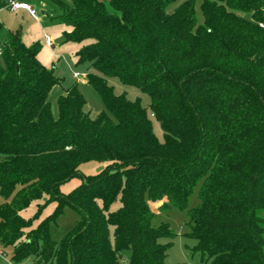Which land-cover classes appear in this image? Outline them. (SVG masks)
I'll return each mask as SVG.
<instances>
[{
    "label": "trees",
    "instance_id": "1",
    "mask_svg": "<svg viewBox=\"0 0 264 264\" xmlns=\"http://www.w3.org/2000/svg\"><path fill=\"white\" fill-rule=\"evenodd\" d=\"M52 0L66 41L80 43L87 83L106 111L91 116L77 84L62 87L20 28L0 39V243L22 264H168L174 234L151 202L188 209L204 264H264V0ZM0 0V7L4 6ZM263 25V26H262ZM2 22L0 21V29ZM107 77L150 97L116 94ZM150 116L161 124L153 132ZM88 161L106 162L82 175ZM81 175L63 194L61 183ZM54 201L36 225L21 211ZM119 201L115 209L113 202ZM68 204L80 218L60 240L49 226Z\"/></svg>",
    "mask_w": 264,
    "mask_h": 264
},
{
    "label": "rangeland",
    "instance_id": "2",
    "mask_svg": "<svg viewBox=\"0 0 264 264\" xmlns=\"http://www.w3.org/2000/svg\"><path fill=\"white\" fill-rule=\"evenodd\" d=\"M22 1V0H20ZM35 6L39 20H34L25 12H14L10 10L6 5L0 7V21L2 27L0 29V39L4 40L9 31H15L20 28L21 38L26 45L38 44L40 50L38 53L39 60L47 67L53 70L54 74L61 79V85H55L49 94V100L51 102L52 112L57 114L56 108V96L58 90L61 87H69L73 84H77L80 91L83 93L86 104L84 110L91 116H95L100 111H106L100 97L93 90L91 86L86 82V74L88 72L89 62L78 61L76 57V51L78 46L76 42L66 41L63 36V31L68 29V26L64 25L60 19V11L52 2V0H23ZM67 4L71 3V0H61ZM181 0L170 4L167 7V11L170 12ZM110 10H112L108 4V0H104ZM195 13L198 21L202 20L200 11V0L195 1ZM50 35L53 41V45L49 46L44 41V36ZM73 71L80 73L79 77L73 76ZM108 84L113 87L116 94H122L130 100L139 99L142 106L149 110L150 97L147 93L143 92L137 87L123 84L116 77H107ZM61 86V87H60ZM153 132L159 140L163 138V131L159 121L150 116ZM106 166V162L102 161H88L79 166V171L82 175L95 174L101 171ZM82 182L81 175H76L69 180L63 182L59 186L61 193L66 194L73 188L78 186ZM196 185L190 195L188 196L186 206L183 209L176 207H158L161 205L162 200L154 202L153 217L151 223L154 226H158L162 223H166L174 233L171 238L162 237L159 239L161 243H167L170 241V246L167 250L166 262L168 264H204L200 260L198 252H194L193 247L196 243L195 239L188 236L187 233L190 230L188 209L195 206L197 200ZM4 201V198L0 194V203ZM44 201L32 202L27 208L23 209L20 213L23 217H32L39 205H42ZM55 202L50 201L41 206L39 216L34 220L33 224L36 225L41 219L49 215L54 207ZM119 205V201H115L111 204L110 209H115ZM260 217L264 220V211H260ZM80 215L77 210L64 204L62 213L50 223L49 234L50 238L58 241L69 230H71ZM264 237V233H263ZM0 249L5 252V258L0 257V264H7V260L11 255V248L5 247L0 243ZM264 252V246H263ZM124 262H128V252L125 254ZM22 264H32L31 259L26 260ZM209 264V263H207Z\"/></svg>",
    "mask_w": 264,
    "mask_h": 264
},
{
    "label": "built area",
    "instance_id": "3",
    "mask_svg": "<svg viewBox=\"0 0 264 264\" xmlns=\"http://www.w3.org/2000/svg\"><path fill=\"white\" fill-rule=\"evenodd\" d=\"M8 8L12 11H17L19 9H22V10H26L28 12V14L35 20H38L39 19V15H38V12H37V9L30 5L29 3L27 2H24V1H18V0H7L6 2ZM263 26V25H262ZM44 40H45V43L49 46H54L53 45V41H52V38L50 35H46L44 36ZM80 73L77 72V71H73V76L75 78L79 77ZM5 252L0 249V257L2 258H5ZM7 264H16L12 259L8 258L7 260ZM125 264V263H124Z\"/></svg>",
    "mask_w": 264,
    "mask_h": 264
},
{
    "label": "crops",
    "instance_id": "4",
    "mask_svg": "<svg viewBox=\"0 0 264 264\" xmlns=\"http://www.w3.org/2000/svg\"><path fill=\"white\" fill-rule=\"evenodd\" d=\"M4 1V0H3ZM18 1H20V0H18ZM23 1V0H22ZM6 2H7V0H5V5H6ZM25 2V1H24ZM28 3V2H27ZM30 4V3H29ZM31 5V4H30ZM33 6V5H32ZM35 7V6H34ZM19 11H22V12H25L26 14H28V12L26 11V10H22V9H19V10H17V11H14V12H19ZM29 15V14H28ZM30 16V15H29ZM31 17V16H30ZM32 18V17H31ZM39 18H40V16H39ZM35 20V19H34ZM39 20V19H38ZM45 41V40H44ZM54 47V46H53ZM86 82H87V79H86ZM61 87V86H60ZM61 93H63V89H62V87L60 88V90H58V93H57V96L59 95V94H61ZM56 96V97H57ZM150 204H154V202H151ZM152 205H150V207H151ZM159 207V206H158ZM151 209H153V207H151Z\"/></svg>",
    "mask_w": 264,
    "mask_h": 264
},
{
    "label": "water",
    "instance_id": "5",
    "mask_svg": "<svg viewBox=\"0 0 264 264\" xmlns=\"http://www.w3.org/2000/svg\"><path fill=\"white\" fill-rule=\"evenodd\" d=\"M3 2H5V0Z\"/></svg>",
    "mask_w": 264,
    "mask_h": 264
}]
</instances>
